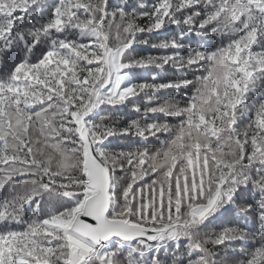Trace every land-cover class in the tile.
<instances>
[{
  "label": "snow or ice",
  "instance_id": "obj_1",
  "mask_svg": "<svg viewBox=\"0 0 264 264\" xmlns=\"http://www.w3.org/2000/svg\"><path fill=\"white\" fill-rule=\"evenodd\" d=\"M0 264H264V0H0Z\"/></svg>",
  "mask_w": 264,
  "mask_h": 264
},
{
  "label": "trees",
  "instance_id": "obj_2",
  "mask_svg": "<svg viewBox=\"0 0 264 264\" xmlns=\"http://www.w3.org/2000/svg\"><path fill=\"white\" fill-rule=\"evenodd\" d=\"M146 38H147V36H146ZM164 38H165V37H159V39H164ZM196 40H199V38L196 37ZM193 46H195V44H193ZM147 54H149V53H147V52L143 53V55H147ZM151 54L155 55V54H158V53H157L156 50H152V51H151ZM155 74H156V73H151V75H155ZM167 75H168V76H171L172 73L169 72V73H167ZM125 111H127V110H125ZM118 115H120L121 118H123V114H118ZM238 246H239V245H238Z\"/></svg>",
  "mask_w": 264,
  "mask_h": 264
}]
</instances>
